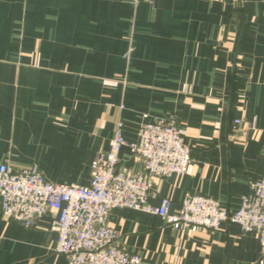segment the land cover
I'll return each instance as SVG.
<instances>
[{"label":"crops","instance_id":"1","mask_svg":"<svg viewBox=\"0 0 264 264\" xmlns=\"http://www.w3.org/2000/svg\"><path fill=\"white\" fill-rule=\"evenodd\" d=\"M164 117L185 130L192 161L153 176L148 203L177 209L202 193L238 209L264 176V0H0V162L89 184L119 120L134 141ZM121 160L144 171L129 146ZM109 221L141 264H264L258 235L237 223L183 232L134 208ZM51 226L0 213V264H67Z\"/></svg>","mask_w":264,"mask_h":264},{"label":"built area","instance_id":"2","mask_svg":"<svg viewBox=\"0 0 264 264\" xmlns=\"http://www.w3.org/2000/svg\"><path fill=\"white\" fill-rule=\"evenodd\" d=\"M142 0H133L138 4ZM241 119L233 120V129ZM129 146L143 164V172H134L121 160V151ZM192 148L185 130L171 118L145 120L138 137L128 141L124 123L119 120L109 150L100 152L91 162L89 184L49 180L37 165L15 169L0 162V213L32 227L43 216H52L56 232L55 250L67 256V264H141L142 257L119 244L120 232L110 224L114 208L143 209L161 216L180 231L217 229L233 222L244 231L255 232L264 245V176L249 180L240 207L232 210L217 199L188 194L177 209L169 198L151 205L153 176L184 175L192 161Z\"/></svg>","mask_w":264,"mask_h":264}]
</instances>
